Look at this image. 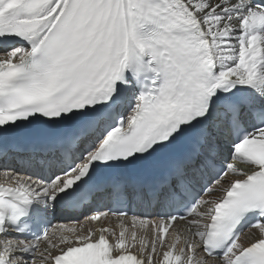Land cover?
<instances>
[{
  "label": "snow or ice",
  "instance_id": "obj_1",
  "mask_svg": "<svg viewBox=\"0 0 264 264\" xmlns=\"http://www.w3.org/2000/svg\"><path fill=\"white\" fill-rule=\"evenodd\" d=\"M0 177V264H264V0H0Z\"/></svg>",
  "mask_w": 264,
  "mask_h": 264
}]
</instances>
